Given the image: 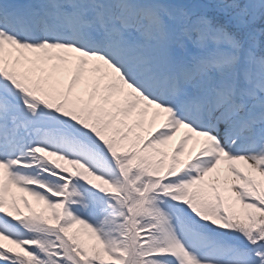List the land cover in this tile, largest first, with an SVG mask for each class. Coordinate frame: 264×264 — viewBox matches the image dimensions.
I'll return each mask as SVG.
<instances>
[{
  "label": "snow or ice",
  "instance_id": "obj_1",
  "mask_svg": "<svg viewBox=\"0 0 264 264\" xmlns=\"http://www.w3.org/2000/svg\"><path fill=\"white\" fill-rule=\"evenodd\" d=\"M0 264H264V0H0Z\"/></svg>",
  "mask_w": 264,
  "mask_h": 264
},
{
  "label": "rangeland",
  "instance_id": "obj_2",
  "mask_svg": "<svg viewBox=\"0 0 264 264\" xmlns=\"http://www.w3.org/2000/svg\"><path fill=\"white\" fill-rule=\"evenodd\" d=\"M173 143H174V142H173ZM17 194H18V195H20V194H21V195H22V194H23V195H26L25 193H17ZM29 199L31 200L32 198L29 197Z\"/></svg>",
  "mask_w": 264,
  "mask_h": 264
}]
</instances>
